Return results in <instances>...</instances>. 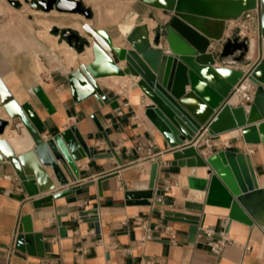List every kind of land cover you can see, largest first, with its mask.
<instances>
[{"label":"crops","instance_id":"0c3cea01","mask_svg":"<svg viewBox=\"0 0 264 264\" xmlns=\"http://www.w3.org/2000/svg\"><path fill=\"white\" fill-rule=\"evenodd\" d=\"M135 2L139 5H132L129 16L119 22L117 34L111 28L91 24V20L87 23L102 30L103 35L106 33L113 46L129 47L121 26L135 23L136 18L141 20L135 25L144 23L148 26L152 20L153 25L148 28L153 36L155 28L162 26L168 18L161 9L138 0ZM53 11H57L56 8L44 12L49 14ZM258 15L259 10H253L238 20H228L223 40H211L208 51L222 48L229 37L237 36L240 41L254 39L255 45L245 60L232 66L244 67L248 71L253 69L261 58L257 44ZM84 24L86 22L73 24L65 19V25H53L56 40H49L53 44L51 47L36 34L42 29H30L28 32L35 34H28L24 39L27 41L23 43L21 34H17L26 31L22 25H0V31L14 32L13 42L8 45L0 40V75L20 103L31 101L34 105L48 128L43 137L75 124L86 144L94 148V153L114 151L117 155L77 160L79 178L73 180L66 172L68 183L64 186L47 167L53 188L34 197L26 195L24 199H21L23 190L13 167L7 161H0V264H264V227L258 222L249 224L230 219L228 208L207 204L205 193L189 186L190 176L208 177V167L173 164L174 149L145 117L143 110L149 101L136 86L133 76L97 78L105 94L117 96V108L110 103L101 105L95 96L80 102L73 100L68 74L81 64L93 61V54L91 48L79 53L75 48L76 39L73 37L70 43L62 31L70 30L80 38L88 37ZM35 55L42 61L36 65ZM222 65L225 64L217 59L215 66ZM37 85L43 86L52 101L55 109L52 113H48L33 93ZM238 98L235 105L241 104ZM0 119H9L0 138L7 139L18 155L24 153L31 144L24 141L23 132L13 125V120L1 107ZM193 143L205 158L224 150L249 154L259 185L264 187V143L246 142L241 129L211 135L206 126ZM67 186H77L78 189L73 194L54 198L41 208L34 207L36 197ZM127 189H152L151 203L128 204L125 197ZM187 201L203 204L199 231L193 242L189 241V223L166 218V212L182 210ZM91 210H96V213L80 215L82 211ZM24 215H31L34 232L43 234V257L15 248ZM94 217L99 220L98 230L90 221ZM60 222L66 229L65 234H61ZM207 227L215 229L217 238L220 232L226 231L235 243L226 245L221 253L213 252L204 236ZM147 232L153 238L143 243L141 239Z\"/></svg>","mask_w":264,"mask_h":264},{"label":"water","instance_id":"95a60500","mask_svg":"<svg viewBox=\"0 0 264 264\" xmlns=\"http://www.w3.org/2000/svg\"><path fill=\"white\" fill-rule=\"evenodd\" d=\"M163 10L168 18L157 26L151 36L144 23L135 25L124 36L129 47L113 46L110 38L89 23L83 25L88 37L80 38L70 30L63 36L79 53L91 48L93 61L81 64L68 74V82L75 102L95 96L101 105L110 103L117 108V96L109 97L97 82L98 77L108 75H131L136 79L143 96L149 101L144 107L145 117L173 148L174 165L208 167V177L190 176L189 186L205 193V202L228 208L230 219L249 224L259 221L244 203L252 197L263 195L249 154L219 151L203 157L193 143L196 135L206 126L208 133L218 135L226 131L241 129L248 143H264V0H138ZM44 11L56 8L59 12L81 13L90 18V9L80 0H34ZM259 10V34L257 44L261 58L253 69L232 67L245 60L252 50L251 41H240L229 37L222 48L208 51L211 40H223L228 20H238L246 12ZM57 31V29L55 30ZM253 45V47H254ZM233 62L228 64V56ZM219 62L225 64L215 66ZM122 62V65H119ZM247 79L255 86L253 101L249 105L231 103L233 90L241 80ZM39 103L52 113L55 109L42 85L33 88ZM0 107L13 120V125L23 132V139L31 145L18 155L5 138H0V161L13 167L19 185L26 195L34 197L53 188L46 168L53 170L61 185L68 183L66 172L73 180L79 178L77 160L83 157L98 159L117 157L114 151L94 153L81 135L77 125H71L49 137L48 130L31 101L20 103L0 75ZM97 121V120H96ZM9 124V119H0V133ZM99 128L101 126L97 123ZM106 136L105 133H103ZM188 141V143H185ZM232 155V158L231 156ZM219 157L223 167L234 165L237 187L233 188L211 162ZM191 159L190 161H187ZM118 161L121 160L118 158ZM236 165V166H235ZM101 184V179L98 181ZM77 186L49 193L33 200L35 208L51 203L54 198L75 193ZM153 190H131L125 192L128 204H150ZM203 204L185 202L182 210L166 212L167 219L189 223V241H195L200 226V211ZM96 210L82 211L81 216L95 214ZM60 221V218H59ZM98 230L99 220H90ZM22 229L15 239V248L21 252L43 257L45 245L43 234L34 232L31 215L21 218ZM261 225V223H259ZM61 226V222H60ZM263 226V225H262ZM61 234L66 233L64 226Z\"/></svg>","mask_w":264,"mask_h":264},{"label":"rangeland","instance_id":"374dc122","mask_svg":"<svg viewBox=\"0 0 264 264\" xmlns=\"http://www.w3.org/2000/svg\"><path fill=\"white\" fill-rule=\"evenodd\" d=\"M84 3L85 8L91 10V17L87 18L83 14L68 15L65 12L53 11L49 14L45 13L42 8L36 9L32 6L31 0H0V25L3 24H18L22 25V29L26 31L18 32L23 38L22 42L25 43V37L28 34L35 32H28L30 29H39L36 34L39 38L44 39L48 42L50 47L53 45L45 32L48 31L53 36V25L62 24L65 25V19L69 20L74 24L76 21L88 22L91 20V24L100 28H111L116 31L120 21L125 20L129 16V10L134 5L136 7L138 2L135 0H80ZM141 18H136L135 23L139 22ZM102 21V22H101ZM50 27L48 28V25ZM259 24V21H258ZM12 28V27H11ZM14 32L11 31H0L1 42L7 43L13 42ZM55 40L56 37L54 36ZM2 44L0 43V46ZM9 50H6L8 52ZM42 62L38 55H35V65L38 62ZM28 63H30L28 61ZM34 65V66H35Z\"/></svg>","mask_w":264,"mask_h":264},{"label":"bare ground","instance_id":"6f19581e","mask_svg":"<svg viewBox=\"0 0 264 264\" xmlns=\"http://www.w3.org/2000/svg\"><path fill=\"white\" fill-rule=\"evenodd\" d=\"M32 6L34 8H36V9H40L39 6H38V4L36 2H34V1L32 2ZM134 25H135V23H131V24H128V25H125V26H121V29L120 30H121L122 35L125 36L128 33V31H130L134 27ZM152 25H153V22L151 20V21H149L148 26L151 27ZM49 27H50V24L48 25V28ZM45 35L48 37L47 39L55 42V38L48 31L45 32ZM253 45H254V41L252 40L251 41V48L252 49H253ZM224 61L226 63L230 64V63L233 62V58L229 55L228 57H226L224 59ZM238 97H239L238 94L233 95V97L231 98V103L236 104L239 101V98ZM1 108H3V107H1ZM230 156L232 158V155H230ZM211 162L214 165H216V167L218 168L219 172L223 175V177L225 178V180L233 188H236L237 187L236 174L238 173L237 168L235 169L233 164L232 165H229V166H226V167H223L221 165V163H220L219 157H212L211 158ZM244 203L246 204V206L248 207V209L251 211V213L253 214V216L264 227V196L263 195H259V196L252 197L250 200H246Z\"/></svg>","mask_w":264,"mask_h":264},{"label":"built area","instance_id":"2783aa9c","mask_svg":"<svg viewBox=\"0 0 264 264\" xmlns=\"http://www.w3.org/2000/svg\"><path fill=\"white\" fill-rule=\"evenodd\" d=\"M245 84V85H244ZM238 94L240 97V102L241 104L244 105H249L254 98L255 94V86L247 79H244L242 83L239 85L235 86L233 90V95ZM142 147L140 146L139 149ZM168 190V188H166ZM159 201H162V198H159ZM204 236L207 244L210 246L211 250L215 253H221L223 249L226 247L228 244H234L235 241L230 239L227 236L226 231H222L219 234V237H216V231L213 227H207L204 229ZM153 238V235L149 232H147L141 239V241L144 243L147 240H150ZM164 264V263H160Z\"/></svg>","mask_w":264,"mask_h":264}]
</instances>
